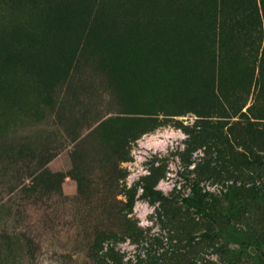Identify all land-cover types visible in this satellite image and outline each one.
<instances>
[{"label":"rangeland","instance_id":"374dc122","mask_svg":"<svg viewBox=\"0 0 264 264\" xmlns=\"http://www.w3.org/2000/svg\"><path fill=\"white\" fill-rule=\"evenodd\" d=\"M263 158L264 0H0V264H264Z\"/></svg>","mask_w":264,"mask_h":264},{"label":"trees","instance_id":"16d2710c","mask_svg":"<svg viewBox=\"0 0 264 264\" xmlns=\"http://www.w3.org/2000/svg\"><path fill=\"white\" fill-rule=\"evenodd\" d=\"M262 160L264 161V158ZM190 181H191L192 191L193 192H196L197 191V188H198L197 183L194 180H192V179H190Z\"/></svg>","mask_w":264,"mask_h":264}]
</instances>
